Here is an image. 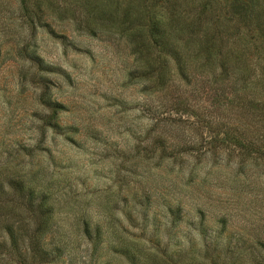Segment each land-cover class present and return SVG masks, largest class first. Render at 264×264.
Returning a JSON list of instances; mask_svg holds the SVG:
<instances>
[{
    "label": "rangeland",
    "instance_id": "obj_1",
    "mask_svg": "<svg viewBox=\"0 0 264 264\" xmlns=\"http://www.w3.org/2000/svg\"><path fill=\"white\" fill-rule=\"evenodd\" d=\"M0 264H264V0H0Z\"/></svg>",
    "mask_w": 264,
    "mask_h": 264
}]
</instances>
